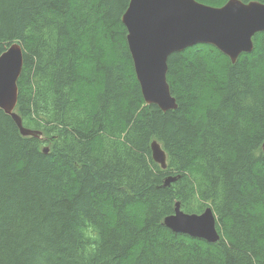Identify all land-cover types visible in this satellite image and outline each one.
<instances>
[{"label": "trees", "instance_id": "trees-1", "mask_svg": "<svg viewBox=\"0 0 264 264\" xmlns=\"http://www.w3.org/2000/svg\"><path fill=\"white\" fill-rule=\"evenodd\" d=\"M128 3L0 0V54L23 49L15 111L37 133L0 109V264H264V31L235 62L171 53L163 111L135 75ZM177 201L211 206L219 240L165 227Z\"/></svg>", "mask_w": 264, "mask_h": 264}, {"label": "water", "instance_id": "water-1", "mask_svg": "<svg viewBox=\"0 0 264 264\" xmlns=\"http://www.w3.org/2000/svg\"><path fill=\"white\" fill-rule=\"evenodd\" d=\"M128 19V40L134 47L135 74L142 96L145 101L166 108L172 105L165 75L169 51L189 45L191 39L200 41L204 34L216 35L233 25L242 37V46L238 51L249 49L248 29L264 26V7L256 3L245 5L238 0L221 9L200 6L193 0H131ZM221 47L230 50L227 45ZM22 63L21 46L11 45L0 54V109L12 118L22 135H37L23 126L14 110ZM47 151L45 147L43 152ZM152 155L162 167L165 166V155L158 143L152 144ZM169 181L170 178L165 184ZM163 223L175 233L209 243L219 239L211 209H205L200 214L186 213L176 203L174 212L167 215Z\"/></svg>", "mask_w": 264, "mask_h": 264}, {"label": "bare ground", "instance_id": "bare-ground-1", "mask_svg": "<svg viewBox=\"0 0 264 264\" xmlns=\"http://www.w3.org/2000/svg\"><path fill=\"white\" fill-rule=\"evenodd\" d=\"M240 2H242L243 4L247 5L249 3H256L258 5H261L264 7V3H261V2H258V1H249V2H243L241 0H238ZM193 2H195L196 4L200 5V6H205V7H210V8H216V9H221V8H224L226 5H228L230 2H233V0H228L225 4L221 5V6H211V5H207V4H204L198 0H193ZM130 3H131V0H129V3H128V6L126 8V10L124 11V13L122 14V17H121V20L123 22V24L125 25L126 29H127V35H126V41H127V45H128V48H129V51H130V54H131V57H132V60H133V54H134V47L131 45L130 43V39L128 40V31H129V19H128V14H129V8H130ZM260 31H264V26H253L251 28L248 29V33H249V49H242L240 51H238L241 46H242V37H241V34L238 30V28L236 26H230L228 27L227 29H225L224 31H221L220 33L216 34V35H211L210 34H204L203 38L200 40V41H196V40H192L191 39V42L189 45L181 48V49H171L169 51V53L167 54V58H166V71H165V75L167 77V70H168V65H167V59H168V56L175 52V51H181V50H184L185 48L187 47H190V46H193L195 44H198V43H204V44H211L213 46H215L217 49H219L221 52H223L224 54H226L230 60L232 62H235L236 59L238 58V56L243 53V52H251L253 50V41H252V37L255 33L257 32H260ZM227 45L230 50H227V49H223L221 47V45ZM11 45H17V46H21L19 43L17 42H14L12 44H10L9 46H7V48H9ZM6 48V49H7ZM5 49V50H6ZM4 50V51H5ZM23 50V49H22ZM3 51V52H4ZM238 51V52H237ZM2 52V53H3ZM133 64H134V61H133ZM134 69H135V66H134ZM136 75V74H135ZM167 81V80H166ZM168 83V82H167ZM141 88V86H140ZM168 88H169V85H168ZM72 96V95H71ZM70 96V97H71ZM74 96V95H73ZM169 98L172 99V105L170 107H166V108H163L161 107L159 104L157 103H149L147 101H145L147 104H156L161 110L163 111H167L169 109H175L177 108V102H176V99L175 97L171 94V91H170V88H169ZM17 103V102H16ZM140 115V114H139ZM57 129V128H56ZM153 143H158L157 141H152L151 143V149H152V144ZM159 144V143H158ZM263 144H264V141L261 145L262 147V153L264 154L263 152ZM164 155H165V166L162 167L161 163L160 162H157L154 158V161H156L157 163H159L161 165L162 168H166V153L165 151L162 149ZM175 156V155H174ZM249 156V155H248ZM153 157V155H152ZM193 160V159H191ZM199 160V159H198ZM120 161V160H119ZM264 162V161H263ZM184 164V163H183ZM253 164V163H252ZM186 168V167H185ZM180 169V168H179ZM155 175V174H154ZM173 176V175H171ZM166 177V176H165ZM175 177V176H174ZM174 177H169L170 178V181H173L174 180ZM177 177V176H176ZM168 179V178H167ZM166 179V180H167ZM165 180V181H166ZM164 181V182H165ZM139 185V184H138ZM164 186V185H163ZM176 203H179L178 201ZM176 206V204H175ZM179 206H180V203H179ZM181 209V208H180ZM205 209H211L212 211V214L213 216L215 217V222H216V215L213 211V209L211 208V206H208L206 207ZM204 209V210H205ZM203 210V211H204ZM203 211H201L200 213H202ZM188 213V212H187ZM199 213V214H200ZM172 214V213H171ZM196 214V213H195ZM170 215V214H169ZM166 217V216H165ZM97 218V217H96ZM93 223V222H92ZM2 232V231H1ZM7 233V232H6ZM4 237V236H3ZM82 237V236H81ZM219 238H220V235H219ZM2 240V239H1ZM219 240V239H218ZM217 240V241H218ZM216 241V242H217ZM84 244V243H83ZM80 245V244H79ZM82 248V247H81ZM84 254V253H83Z\"/></svg>", "mask_w": 264, "mask_h": 264}]
</instances>
